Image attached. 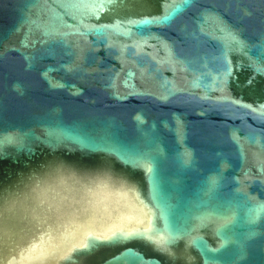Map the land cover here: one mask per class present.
<instances>
[{
    "label": "water",
    "instance_id": "obj_1",
    "mask_svg": "<svg viewBox=\"0 0 264 264\" xmlns=\"http://www.w3.org/2000/svg\"><path fill=\"white\" fill-rule=\"evenodd\" d=\"M0 264H264V0H0Z\"/></svg>",
    "mask_w": 264,
    "mask_h": 264
},
{
    "label": "snow or ice",
    "instance_id": "obj_2",
    "mask_svg": "<svg viewBox=\"0 0 264 264\" xmlns=\"http://www.w3.org/2000/svg\"><path fill=\"white\" fill-rule=\"evenodd\" d=\"M107 238V237H106Z\"/></svg>",
    "mask_w": 264,
    "mask_h": 264
}]
</instances>
